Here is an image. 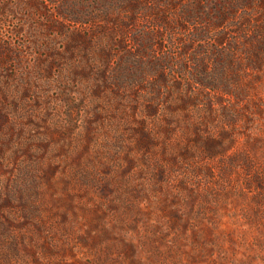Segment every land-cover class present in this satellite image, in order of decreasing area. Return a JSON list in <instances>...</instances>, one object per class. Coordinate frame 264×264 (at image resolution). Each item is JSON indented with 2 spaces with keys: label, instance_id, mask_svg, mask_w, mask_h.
<instances>
[{
  "label": "rangeland",
  "instance_id": "374dc122",
  "mask_svg": "<svg viewBox=\"0 0 264 264\" xmlns=\"http://www.w3.org/2000/svg\"><path fill=\"white\" fill-rule=\"evenodd\" d=\"M239 1L0 0V264H264Z\"/></svg>",
  "mask_w": 264,
  "mask_h": 264
},
{
  "label": "trees",
  "instance_id": "16d2710c",
  "mask_svg": "<svg viewBox=\"0 0 264 264\" xmlns=\"http://www.w3.org/2000/svg\"><path fill=\"white\" fill-rule=\"evenodd\" d=\"M239 2L241 3V5H245L246 6L245 7L246 10L253 11V10H255V8L256 9H260L263 12L262 13L259 12V13H261L262 15H264V0H243V1L240 0ZM244 3H246V4H244ZM233 10H235V11H233L232 14H230L231 18L234 16L235 12L237 11V8L234 7ZM249 17L250 16H248V14H247V19H246L247 21H250V18ZM221 19H222V17H219V22L212 23L213 40L217 44H221L224 41L223 35L220 34V33H218V32L216 33V30L219 29V28H221L224 25V23L226 22L225 20H223L224 22H221L222 23L221 24L220 23V21H222ZM256 23H258V20L256 21ZM259 28H260V26H259ZM255 29H257V30L255 31L254 35L252 36L251 41L252 42H255L256 43L255 44L256 46H261V49H262L264 47V29L261 32H259L258 26L256 28L254 27V30ZM259 49L257 48V50H259ZM253 54H254L255 57H258L259 56V54H256V52H253ZM260 62L261 61H258V60H257V63H255L253 61L249 62L250 63L248 65L250 67L249 69H252L254 71H259L260 70V66H259V63ZM200 84L203 87L205 86V88H212L214 86V84H208V83H203V82H201ZM226 90L229 92L228 88H226ZM207 155L213 156V154H207Z\"/></svg>",
  "mask_w": 264,
  "mask_h": 264
}]
</instances>
